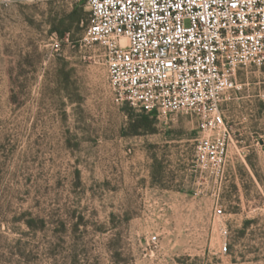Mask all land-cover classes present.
<instances>
[{
	"label": "rangeland",
	"instance_id": "1",
	"mask_svg": "<svg viewBox=\"0 0 264 264\" xmlns=\"http://www.w3.org/2000/svg\"><path fill=\"white\" fill-rule=\"evenodd\" d=\"M88 21L75 0H0V264H264V72L222 106L221 182L195 119L117 102Z\"/></svg>",
	"mask_w": 264,
	"mask_h": 264
},
{
	"label": "built area",
	"instance_id": "2",
	"mask_svg": "<svg viewBox=\"0 0 264 264\" xmlns=\"http://www.w3.org/2000/svg\"><path fill=\"white\" fill-rule=\"evenodd\" d=\"M79 1L89 12L81 47L102 51L117 102L195 119L197 166L222 182L232 138L222 106L242 94L241 73L264 72V0Z\"/></svg>",
	"mask_w": 264,
	"mask_h": 264
},
{
	"label": "crops",
	"instance_id": "3",
	"mask_svg": "<svg viewBox=\"0 0 264 264\" xmlns=\"http://www.w3.org/2000/svg\"><path fill=\"white\" fill-rule=\"evenodd\" d=\"M52 1H57V0H47L46 2H41V3H48V2H52ZM75 4H76V6L77 7H81L82 5H83V3L82 2H80L79 0H75ZM73 65H75L76 67H83L81 64L79 65V63L76 61V64H73ZM250 72V71H249ZM249 72H244V73H241V75H240V81H242L241 80V77L242 76H244V75H248L249 74ZM239 99V98H238ZM230 132H231V135H232V130H231V128H230Z\"/></svg>",
	"mask_w": 264,
	"mask_h": 264
},
{
	"label": "trees",
	"instance_id": "4",
	"mask_svg": "<svg viewBox=\"0 0 264 264\" xmlns=\"http://www.w3.org/2000/svg\"><path fill=\"white\" fill-rule=\"evenodd\" d=\"M144 113V112H143ZM149 117H150V115H148V114H146V113H144V115H143V119H149Z\"/></svg>",
	"mask_w": 264,
	"mask_h": 264
}]
</instances>
